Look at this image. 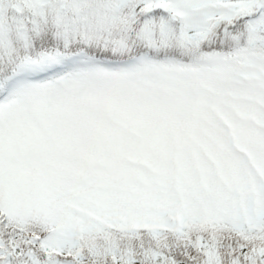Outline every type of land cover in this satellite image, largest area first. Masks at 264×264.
Segmentation results:
<instances>
[{
    "label": "snow or ice",
    "instance_id": "obj_1",
    "mask_svg": "<svg viewBox=\"0 0 264 264\" xmlns=\"http://www.w3.org/2000/svg\"><path fill=\"white\" fill-rule=\"evenodd\" d=\"M0 264H264V0H0Z\"/></svg>",
    "mask_w": 264,
    "mask_h": 264
}]
</instances>
